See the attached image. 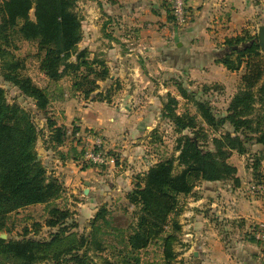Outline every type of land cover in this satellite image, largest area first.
Listing matches in <instances>:
<instances>
[{"label": "rangeland", "instance_id": "obj_1", "mask_svg": "<svg viewBox=\"0 0 264 264\" xmlns=\"http://www.w3.org/2000/svg\"><path fill=\"white\" fill-rule=\"evenodd\" d=\"M251 2L253 17H247L240 29V35L246 40L255 38L258 27L264 26V0ZM170 5L168 0H75L82 32L75 51L86 50L90 61L96 59L108 70V76L97 82L98 90L90 99L75 93L68 77L57 82L49 80L39 69L36 48L31 43L17 42L14 54L24 60L23 73L34 86L47 93L49 103L45 111L37 110L35 102L5 82L0 73V88L6 102L27 112L39 130L35 147L38 161L47 176L57 179L64 189L53 203L60 211L69 213L61 224L67 239L58 248H67L69 238L79 246L80 238L84 237L88 244L80 247L76 254L85 253L88 264H136L134 257L139 258L137 264H264V157L258 154L262 146L257 144L247 145L244 154L231 152L228 163L236 169V181H202L191 193L180 196L167 223L156 232L147 248L129 255L122 243L137 223L138 209L127 198L136 177H141L164 160L172 162L175 173L180 170L176 161L178 140L189 132L176 133L172 121L164 115L163 106L177 115L192 117L206 135L203 141L212 149L211 139L232 129L225 124L212 130L202 122L193 101L208 103L217 118L226 117L232 98L240 91L244 74V70L231 73L210 70V78L186 79L183 74L159 66L162 63L159 64L160 56L154 52V47L160 44L162 32L167 25L181 26L191 19L188 9L185 22H180L173 16ZM123 9L127 14L131 10L128 17L120 15ZM30 18L33 20V11ZM261 80L264 83V74ZM181 88L187 92L188 98L181 96ZM109 89L110 102L92 101L96 93H105ZM170 99L176 104H171ZM69 102L71 109L67 120L73 118V121L65 126L63 122L66 121ZM91 103L101 106V110L114 108L125 116L136 115L135 118L149 112L152 127L119 147L116 144L111 147L106 141L109 139L100 130L103 135L99 134L106 142L107 156L114 163L100 167L83 164L80 159L76 161L80 171L92 169V172L81 180L73 196L64 187L62 170L66 162L73 160L70 150H76V134L81 131L80 119L76 118L79 106L82 108ZM263 111L264 104L256 105L252 125L264 115ZM47 119L64 127L63 146L57 147L49 142ZM76 153L79 152L76 150ZM256 162L260 163L253 174ZM252 202H258L256 207L261 210V218L254 217L243 207L251 206ZM83 204L88 207L84 212L81 210ZM49 210L36 205L11 214L6 220L8 231L0 232V235L5 234V240L30 238L49 242L59 232L58 227L47 225L51 217ZM101 210L104 211L103 218L95 222L98 229H92L91 221ZM55 251L51 249L47 260L35 264H56L51 256ZM69 259V256H62L58 263L73 264Z\"/></svg>", "mask_w": 264, "mask_h": 264}, {"label": "trees", "instance_id": "obj_2", "mask_svg": "<svg viewBox=\"0 0 264 264\" xmlns=\"http://www.w3.org/2000/svg\"><path fill=\"white\" fill-rule=\"evenodd\" d=\"M32 11L33 20L30 18ZM81 39V19L75 11V0L0 2L1 76L22 95L31 98L39 111L46 110L49 98L45 90L34 86L23 73L24 60L14 54L17 42L35 46L39 69L49 80L57 82L68 77L73 91L90 99L98 90L97 82L108 76V70L100 61H90L86 50L75 51ZM223 49L226 52L215 62L229 72L244 70L240 91L232 98L227 116L217 118L208 103L193 102L202 122L212 130L228 124L232 131L212 138L213 147L210 149L203 141L206 135L201 126H197L192 117L177 115L163 106L164 115L172 121L176 133L187 131L189 135L183 134L178 140L176 161L179 171L175 173L172 162L164 160L149 168L141 177H136L134 188L127 198L138 209L137 223L122 240L129 255L147 248L156 232L167 223L178 198L191 193L197 183L227 179L236 181V169L228 163L231 152L244 154L247 145L257 144L262 146L258 154L264 157V115L252 125L256 105L264 104V83L261 82L264 49L260 47L257 36L246 40L241 35L225 39ZM180 90L181 96L188 98L187 92L182 88ZM92 101L110 102V89L105 93H96ZM170 102L176 104L173 99ZM46 127L49 129V142L57 147L63 146L64 127L57 126L51 119H47ZM38 138L39 130L29 114L16 105H9L0 88V232L8 231L6 220L11 214L36 205L50 209L48 214L51 217L47 225L59 228L57 235L46 243L30 238L16 241L0 239V264H35L47 260L51 249L56 250L51 255L56 264L62 256H69L73 264H88L85 253L76 254L80 247L88 244L84 237L80 238L79 246H75L76 242L69 238L67 248H58L67 239L61 224L67 220L69 213L60 211L53 204L64 189L57 179L47 176L46 170L37 161L35 147ZM70 152L73 153V161L80 159L75 149ZM259 163L253 165V174H256ZM103 214V210L96 213L91 221L92 229H98L95 222L102 219ZM134 262L137 264L139 258L134 257Z\"/></svg>", "mask_w": 264, "mask_h": 264}, {"label": "crops", "instance_id": "obj_3", "mask_svg": "<svg viewBox=\"0 0 264 264\" xmlns=\"http://www.w3.org/2000/svg\"><path fill=\"white\" fill-rule=\"evenodd\" d=\"M251 4V0H186L190 11V21L181 26L167 25L165 32L163 31L162 34L160 32V44L157 48L154 47V52L160 56L158 62L162 63L159 66L183 74L182 76L186 79L189 77L210 78V70L227 72L221 64L215 61L226 52L223 49L225 39L239 36L242 32L240 29L244 27V20L247 17H253L254 10ZM121 12L120 15L128 17L131 10L129 14L125 9ZM147 13L150 15L148 10ZM205 71H208L207 75ZM68 105L69 109L65 114L66 121L63 122L65 126L73 121V118L67 120L71 102ZM101 109L102 107L95 103L82 108L79 106V116L76 118L80 119L81 131L95 129L94 131L103 133L102 135L109 139L106 141L109 145L111 144V147L115 144L117 147L121 144L125 145L127 141L135 140L138 134L152 127L149 112L135 118L136 115L134 117L125 116V113H120L114 108ZM77 166L76 161L70 160L66 162L62 170L64 187L68 188L67 192H71L73 196L76 195L81 180L92 172V169L80 171ZM256 203L252 202L251 206L246 208L244 205L243 207L249 209L254 217L261 218V210L256 207ZM83 206L81 207L82 212L88 209L85 204Z\"/></svg>", "mask_w": 264, "mask_h": 264}, {"label": "built area", "instance_id": "obj_4", "mask_svg": "<svg viewBox=\"0 0 264 264\" xmlns=\"http://www.w3.org/2000/svg\"><path fill=\"white\" fill-rule=\"evenodd\" d=\"M168 1L171 4L173 16L184 23L185 17L188 16L186 0ZM76 136L77 140L74 147L80 153L81 163L100 167L114 163V160L107 156L108 150L106 149V142L99 133L96 131H80Z\"/></svg>", "mask_w": 264, "mask_h": 264}, {"label": "water", "instance_id": "obj_5", "mask_svg": "<svg viewBox=\"0 0 264 264\" xmlns=\"http://www.w3.org/2000/svg\"><path fill=\"white\" fill-rule=\"evenodd\" d=\"M257 39H258V42L260 44V47L262 49H264V26L258 27V29H257ZM37 161H38V157H37ZM0 239L1 240H5L6 239V235L5 234H1L0 235Z\"/></svg>", "mask_w": 264, "mask_h": 264}]
</instances>
